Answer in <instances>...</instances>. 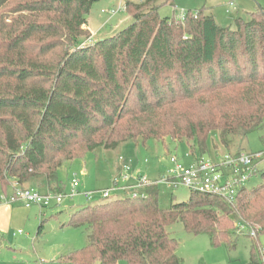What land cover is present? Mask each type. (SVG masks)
Returning <instances> with one entry per match:
<instances>
[{"label": "trees", "instance_id": "obj_1", "mask_svg": "<svg viewBox=\"0 0 264 264\" xmlns=\"http://www.w3.org/2000/svg\"><path fill=\"white\" fill-rule=\"evenodd\" d=\"M98 1L0 0L1 195L10 194V184L34 189V182L62 194V164L129 141H193L200 156L213 131L226 148L254 131L264 142L263 7L231 29L203 8L176 20L160 18L159 0L126 2L130 24L84 44ZM255 173L260 183L231 201L193 192L162 208L153 186L144 196L77 208L65 225L84 230L88 242L60 261L183 264L167 231L180 222L228 249L236 232L246 231V264H264V170Z\"/></svg>", "mask_w": 264, "mask_h": 264}, {"label": "rangeland", "instance_id": "obj_2", "mask_svg": "<svg viewBox=\"0 0 264 264\" xmlns=\"http://www.w3.org/2000/svg\"><path fill=\"white\" fill-rule=\"evenodd\" d=\"M141 1L144 0H100L91 7L95 16L88 15L87 21L90 17L91 24L95 28H98L106 18L111 20L113 27L121 21L122 24H119V30H121L130 24L127 13L120 11L111 17L107 13H102L101 10L116 9L119 3L125 5L126 2L139 3ZM158 3L163 4L159 8L160 18L177 20L182 12H195L203 8L206 14L213 16L218 25L231 27V29L235 28L234 22L237 18L246 20L248 13L254 11L256 5L264 8V0H159ZM230 4L233 6L230 7ZM89 28L95 37H90L89 40L83 39L84 44L101 40L116 33H96L91 26ZM261 136L262 132L254 131L245 138H234L226 148L220 141L218 131H213L208 136L202 157L205 160L215 161L224 158L228 153L237 151L249 154L264 152V142ZM192 149H195L196 156L201 155L193 141L178 142L168 138H164L162 141L148 140L145 143L129 141L119 144L116 149L99 148L92 153H87L82 158L62 164L58 169V181L60 186L64 187L62 194L66 196L63 197L60 205L56 206L52 203L50 207L43 208V213L38 221H35L34 216L24 220L21 215L20 219L10 221L11 224L7 231L0 230V264H69L61 262L60 257L74 249L85 247L88 242L87 234L82 229L63 228L62 225L67 224L69 216L75 209L103 202L98 192L111 187L112 179L119 174L115 172L116 165L120 168L122 162H126L136 171L134 175L144 176L145 174L148 179L154 181L171 168L170 156L177 157L184 165H190L194 159L190 153ZM119 157L123 158L122 162L117 161ZM262 158L263 161L259 164L258 170H264V157ZM73 177L79 182L77 191L80 194L97 192L90 201L83 195L69 196L70 182ZM259 183L260 177L256 174L251 178L246 188H253ZM32 184L30 186H35L36 182ZM157 189L158 203L162 208H168L171 203L177 204L186 201L191 193L185 188L174 189L164 185H158ZM12 194L13 190L8 196L1 195V197H9ZM119 196H124V194ZM21 209L24 210L22 211L24 214L28 210L23 207ZM40 223H43V227L40 235H37ZM18 230L22 234H18ZM167 231L177 241L176 254L183 260V264H246L249 260L252 241L246 231L236 232V246L233 249H228L224 244L212 246L206 235L187 233L180 222L168 227ZM258 241L264 251V234L258 236ZM95 264L100 263L96 262ZM115 264L125 263L118 261Z\"/></svg>", "mask_w": 264, "mask_h": 264}, {"label": "built area", "instance_id": "obj_3", "mask_svg": "<svg viewBox=\"0 0 264 264\" xmlns=\"http://www.w3.org/2000/svg\"><path fill=\"white\" fill-rule=\"evenodd\" d=\"M232 6L230 4V7ZM120 11H125L124 5L121 3H119L116 9L102 11V13H107L112 17ZM183 17L184 13L182 12L179 19L182 20ZM263 154L264 152L249 154L237 151L235 153H228L224 158L216 159L215 161L205 160L202 156H197L194 157L190 165H184L177 157L170 156L169 163L171 168L154 181L148 179L146 176L134 175L131 166L126 162H122L123 158L119 157L118 161H121L122 164L118 176L112 179L110 188L98 193L101 196V200L123 194L136 198L144 196L146 188L164 185L168 188H185L191 193L209 194L231 201L236 198L243 188L247 187L251 178L256 174L255 171L263 161H260ZM130 180H133V184H129ZM78 187L79 182L73 177L70 182V197L83 195L90 201L97 193L85 192L80 194L77 191ZM64 196L66 195L42 194L32 188H19L15 186L13 194L9 197L2 196V200L12 204L19 203L26 208L36 205L43 209L50 207L52 203L56 206L60 205ZM17 233L21 234V231H17ZM251 235L254 236L255 232L252 231Z\"/></svg>", "mask_w": 264, "mask_h": 264}, {"label": "crops", "instance_id": "obj_4", "mask_svg": "<svg viewBox=\"0 0 264 264\" xmlns=\"http://www.w3.org/2000/svg\"><path fill=\"white\" fill-rule=\"evenodd\" d=\"M102 11L103 10H101V12ZM89 15L91 17L95 16L94 12L92 11V8L90 10ZM89 18H88L89 25H88V21H87L86 29L89 31L90 37H95V35L92 34V31L90 30L89 26H91L92 30H94L96 33H103L104 32L105 34H108V33L112 34L114 32H117V30H119V24H122L121 21H119L118 25H115L113 27L112 23H111V20L109 18H106V19L103 20V22L100 24V26L98 28H95L94 26H92L91 21H90ZM117 161H118V159H117ZM136 166H138V165H136ZM132 170H133V172L135 174L136 171L133 168H132ZM115 172L116 173L120 172V168H119L118 165H116ZM144 176H147V175L144 174ZM129 184H133V180H130ZM32 187L34 189H36L38 192L42 193V194H46L48 192V189H47V187L44 184H38V185H35V186H32ZM14 188H15L14 184H10L8 192L10 193ZM21 207H23L25 209H28L25 214L22 212L24 210H22ZM30 209H34V210L31 211ZM43 210L44 209H40L39 207L34 206V205L31 206V207L26 208V207L22 206L19 203H13L12 204V203H9L7 201H4V200H2L1 192H0V230L1 231H4V230L7 231L8 228L10 227V224H11L10 221L12 219H20L21 215H22L24 220L26 218H30L31 216H34L35 221H38V219H40V217H41V215L43 213ZM62 227L63 228H69L65 224H63ZM21 234H22V232H21Z\"/></svg>", "mask_w": 264, "mask_h": 264}]
</instances>
